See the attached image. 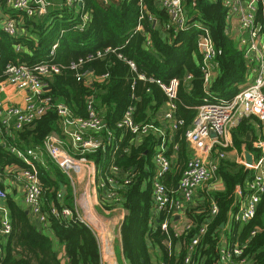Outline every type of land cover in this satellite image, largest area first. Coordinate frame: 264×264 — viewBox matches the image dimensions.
Segmentation results:
<instances>
[{"label":"trees","instance_id":"16d2710c","mask_svg":"<svg viewBox=\"0 0 264 264\" xmlns=\"http://www.w3.org/2000/svg\"><path fill=\"white\" fill-rule=\"evenodd\" d=\"M139 3L155 18L154 26L147 21L145 13L138 19ZM183 3L189 21L187 27H190L184 28L185 30L172 25L165 10L157 7L154 0H83L81 6L50 11L42 16H26L0 0V19L1 14L8 15L19 26V32L14 36L3 31L0 26V80L6 77L5 71L11 64L23 62L34 65L51 59L63 66L59 73L46 78V94L51 97L53 106L30 124L17 130L3 131L0 170L13 164L25 166L10 151V147L41 148L47 135L62 133L55 104L62 102L76 116L85 117L86 100L92 95L94 104L105 108L104 119L111 136L107 131L97 133L103 146L79 156L99 164V172L103 177L110 173L109 167L114 164L118 167L120 176L129 179L128 183L118 189V196L113 201L105 198V190L100 191L102 207L111 209L119 204L126 210L120 227V238L127 264H185L188 245L203 222H207V229L194 246L191 254L194 260L201 264H219L218 249L222 236L234 241L237 233L236 240L242 248L241 257L245 259V263L264 264V193L251 219L247 222H235L229 231L221 226L227 221L230 211L236 210V207L232 209L236 185H243L250 179L253 173L251 170L246 169L243 164L222 159L216 176L222 180L223 189L210 192L209 196L201 199V205L186 208L185 213L192 221V227L175 236L171 227L168 231L160 228L165 214L153 216L151 212V179L154 173L152 155L159 141L149 134L142 136L136 143L134 134L116 125L130 103L135 106V122L152 121L160 124L156 112L165 101V94L156 83L141 80L137 74L164 82L171 78L179 79L174 116L182 124H177L175 133L166 142V145L170 142L167 155L171 154L173 144L178 145L173 162L174 171L163 179L170 186L179 179L190 155L184 133L196 114L195 107L206 96L201 57L197 50L200 29L193 27V23H200L208 28L216 50L218 72L209 85L211 100H230L240 90V85L244 84L246 60L237 42L225 32L226 9L221 1L183 0ZM82 11L89 12L90 21H87L82 30H76L74 25L82 22ZM138 20L143 30L135 32ZM146 35L150 39V49L143 46ZM54 43L56 46L52 50ZM107 48L110 49L105 56H96L98 51L105 52ZM118 53L124 59L119 58ZM89 55L99 58L84 61L82 67L76 69L69 67L71 63L85 60ZM126 60H131L136 69L132 70ZM90 67L93 68L94 75L108 74L103 81L86 84L76 74ZM186 73L190 78L184 80ZM131 84L134 85L133 89ZM248 130L250 128L243 123L232 128L234 142ZM36 167L42 190L43 210L48 214L47 225L54 231L60 245L64 246V264H100L94 234L74 213L73 193L68 177L47 156L37 162ZM58 194H61V198ZM212 201L218 206L215 215L210 214ZM9 206L12 221L10 238L15 241L8 240L5 244V256L0 264H61L52 249V241L30 223L21 209L12 202H9ZM63 207L71 209V217H55L50 214L52 208L60 210ZM17 246H20V250L16 249ZM150 248L156 251V263L152 262Z\"/></svg>","mask_w":264,"mask_h":264},{"label":"built area","instance_id":"2783aa9c","mask_svg":"<svg viewBox=\"0 0 264 264\" xmlns=\"http://www.w3.org/2000/svg\"><path fill=\"white\" fill-rule=\"evenodd\" d=\"M8 7L17 10L26 16H42L50 11L63 8L81 6L83 0H4ZM215 1V0H214ZM226 9V25L234 28L236 34L235 41L242 50L243 56L251 72L254 73L253 79L241 88L230 100H220L211 98L204 99V102L197 107V112L193 120L191 129L185 132L189 146L194 150L193 156L187 159L184 168L177 180L176 188L168 186L163 182L167 173L171 171V159L165 154L164 130L152 124L135 122L132 115V108L124 113L123 117L117 122V126L123 130H128L132 134L146 135L152 132L160 139L153 155L154 173L151 179L152 184V207L153 216L161 213L165 214L160 222V228L168 231L171 227L175 236L181 235L192 227V221L186 218L182 229H176L175 217L185 215L186 208H190L197 189L214 177L218 170L219 159L223 158L222 152L217 153V159L212 157L215 146L227 147V135L229 129L246 116L255 115L259 120L264 121V1L263 0H220ZM161 8L169 16L170 23L178 29L187 27V18L183 0H160ZM1 28L11 36L19 32L16 20L8 15H2ZM82 22L77 26L82 29L88 16L85 11L81 13ZM153 19L152 17H150ZM200 29L197 48L200 54L201 67L203 71L204 83L211 80L212 70L210 63L213 61L216 50L210 37L209 30L200 23H193ZM56 43L52 45V50ZM19 49V46H17ZM51 50V52H53ZM96 56H101L97 53ZM89 55L85 60L80 59L77 63H71L70 68L76 69L81 63L91 60L94 57ZM63 66L55 63L51 59L41 61L34 65H27L23 62L7 66L6 77L0 80V136L3 131L9 129H20L24 125L30 124L36 118L44 114L47 109L53 106L51 97L46 94L48 91L46 78L52 74L59 73ZM78 79H84L85 73H77ZM189 78L190 75H187ZM167 96L166 107L169 111L165 112V118L172 117V110L175 108L179 79L171 78L168 82L159 79L154 80ZM7 90H19L24 92L23 103L13 104L1 97ZM4 95V94H3ZM87 116H74L69 108L64 104H55V109L61 123L65 126H74L73 131L67 133L73 145L79 150V154L95 151L103 146L97 137L90 135L84 137L83 132L92 131L99 133L110 131L106 127L105 121L98 114L92 95L87 97ZM181 121L172 123L173 127ZM211 131L215 135H211ZM61 141L54 133H50L43 140V148L48 157L71 179L72 174L78 172L82 164H87L89 160L84 156L74 157L60 147ZM261 149L257 160L251 163L244 161L246 169L251 170L252 177L246 186L236 185L235 200H237L236 210L229 213V221L247 222L254 216L256 206L264 193V141H257L255 144ZM10 151L25 162V168L20 169L16 177L23 186L24 201L29 210L38 217L39 222L45 223L47 214L43 211V199L40 181L37 174L36 162L39 161V151L37 147H26L19 149L10 147ZM41 161V159H40ZM109 174L103 177L99 168H91V181L93 191L106 189L107 199H116L118 189L129 179L118 174V167L111 165ZM73 180V179H72ZM122 182H121V181ZM120 181V182H119ZM178 191V192H177ZM7 196L6 190L0 187V201ZM60 196V194H58ZM243 201L238 205V197ZM218 206L215 202L210 203V214L215 215ZM54 216H72V211L68 207L58 210L52 208L50 211ZM207 229V222H203L197 233L192 237L188 245V254L184 257L185 264H201L194 260L192 252L194 246L198 244L200 237ZM11 231V223L8 212L0 205V235H8ZM242 248L240 245L220 243L218 249L219 264H244L245 259L241 257Z\"/></svg>","mask_w":264,"mask_h":264},{"label":"crops","instance_id":"0c3cea01","mask_svg":"<svg viewBox=\"0 0 264 264\" xmlns=\"http://www.w3.org/2000/svg\"><path fill=\"white\" fill-rule=\"evenodd\" d=\"M103 1L106 2V0H103ZM154 2H155L157 7L161 8L160 0H154ZM139 8L140 9H139L138 19H141L143 17V14L145 13L147 15V21H149L151 23V25L154 26L156 23V20L150 14V12H148L141 3H139ZM85 12L87 13L88 18L85 21L84 25L87 23V21L88 22L90 21V16H91L88 11H85ZM150 17H152L153 19H151ZM187 22H189V21L187 20ZM78 25H74V28L76 30H82V29H78V27H77ZM0 26H1V20H0ZM192 26L195 27L194 25H192ZM188 28H190V27H187L185 29H188ZM185 29H183V30H185ZM142 30H143V26L140 23V20H138V23L134 27V31L136 32V31H142ZM225 32L231 38H233L235 40L236 34L234 32V28L231 27L230 25H228V31H227L226 17H225ZM197 42H198V39H197ZM143 46L147 49H150L149 48L150 39H149L148 35H146V37H145V40L143 42ZM109 49L110 48L105 49V52L98 51L99 53H101V56H99V57L102 58L103 56H105L108 53L106 51H108ZM197 50H198V48H197ZM111 52H114V51L111 50ZM198 53H199V51H198ZM117 56L119 58H123L122 55L119 53L117 54ZM99 57H95V58H99ZM87 61H89V60H87ZM87 61H85V62H87ZM126 61L130 65L132 70L136 69L135 64L131 60H126ZM245 63H246V67H247L246 78H245L244 84L240 85V89L245 87L246 84H248L253 79V76H254V73L251 72L252 66H249L247 61ZM82 64L83 63H81L78 66V68L82 67ZM210 66H211V70H212L211 80L207 81L206 83L203 84V89L206 92V96L203 98L202 103L204 102L205 98L206 99L211 98V94L209 93V85H210L211 81L216 77L217 72H218L217 71V62L215 60V57H214L213 61H211ZM93 72L94 71H93L92 67H90L88 70H85L82 72V73L86 74L84 76L86 84H89L91 81H99V82L103 81V79H105L104 77H106L108 74V73H103L101 75H94ZM187 75H188V73L185 74L184 80L190 78V77L188 78ZM137 77L141 80H149L153 83H156L154 81L155 79L146 78L143 74H137ZM203 81H204V79H203ZM162 82H164V81H162ZM133 86L134 85L131 84V89H133ZM263 91H264V88H263ZM177 92H178V89H177ZM3 94H1V97H3V99L8 101L9 103L11 102L13 104H19V105H21L23 103V98H24V92L23 91L7 90ZM132 97H133V95H132ZM165 97H166L165 101L161 104L158 111L156 112V118L160 124H156L152 121H149L146 123L152 124L153 126H155L157 128H161L164 130V135H163L165 138V142H164L165 144L164 145H165L166 151H168V144L170 142H168L167 145H166V142L168 141V138L171 137L175 133V130L178 127V126L173 127L172 123L173 122L177 123V121H181V120L180 119L177 120L176 117L174 116V112H175L176 107L172 110V117L171 118H165L164 117L165 112L169 111V109L166 107L167 96L165 95ZM92 98H93V96H92ZM213 99H217V98H213ZM87 100H86V104H87ZM58 103L64 104L62 102H58ZM201 104H199V105H201ZM64 105L67 106L66 104H64ZM198 106L195 107L196 112H197ZM95 108H96L98 114L105 121V119H104L105 108L104 107L99 108L96 105H95ZM129 108H132V115H133L134 110H135V106L132 103H130V104H128L126 109H124V112L122 113L120 119L123 117L124 113ZM69 110L71 111V113L74 116H76L70 108H69ZM86 110H87V107H86ZM78 117H80V116H78ZM133 119H134V117H133ZM59 120H60V118H59ZM193 120H194V118H193ZM193 120H192V123L188 129H191L192 124H193ZM59 123H60L61 129H62V133L61 134L54 133V134L61 141V143H60L61 149L64 151H67L70 155H72L74 157L79 156V150L75 148V146L73 145V143L71 141L70 136L67 134V133H69V131H73L75 129L74 126L65 127L61 123V120ZM240 123H243V125L248 126L250 128V130L244 131L242 134H240L237 137V140L234 142V140L232 138V134H231V129L238 126ZM83 134H84V137H88L90 135H93V136L97 137L98 139H100L96 135L97 133H92V131H86V132H83ZM149 134L154 135L152 132H150L146 135H149ZM146 135L134 134L136 143H138L140 141L139 139L142 136H146ZM154 136L159 141L157 143V145H158L160 143V139H159V137H157V135H154ZM184 140L187 143V146L190 150V155L188 157V159H189L191 156H193L194 150L189 146V144L186 140L185 133H184ZM1 141H2V138L0 136V142ZM227 141H228L227 147L215 146L214 150L212 151V157H214L216 159H217V153L218 152H222L224 154L223 158H220L218 163L222 159H225V160L230 161V162L243 164V162L246 161V154L251 155L253 157V160H257L259 158L260 154H262V153H261V149L259 147H257L255 144L257 141H264V121L259 120L255 115H250V116H246V117L241 118L237 122L236 125H234L233 127H231L229 129V132L227 135ZM156 146L154 147L153 155L156 152ZM177 147H178L177 144H173L172 148H171L172 152L169 155H167L166 151H165V154L171 159V162H172L171 171L169 173H167L166 175H168L174 171L173 162L175 160V152H176ZM37 148L39 151V154H38L39 161L38 162H40V159L42 161L43 158H45V156L48 157V155L46 154L43 147H41V148L37 147ZM153 155H152V159H153ZM88 160H89V162L87 164L85 163V164L81 165V168L78 169V172L72 174L73 180L66 173H64L61 170L68 177L70 186L72 188L74 213H75L77 219L81 223L86 225L94 234L96 241H97V244H98L100 264H127V262L123 256L122 247H121V238H120V227H121V224L124 220L126 210L119 204H116L111 209H106V208L102 207L101 202H100V195H101L100 191H102V190L106 191V189L101 188V189H97L94 192L93 191L94 186H93V183H92L91 177H90L91 168L94 166H96L98 168L99 164H97L92 159H88ZM24 164H25V162H24ZM25 166L20 167L18 165L13 164V165H7L4 167L3 170H0V183L2 184V187L6 190V193H7L6 198L4 200L0 201V205L2 207H4L6 209V211L8 212L9 220H10V211H11L10 206H9V202H12L13 205H15L16 207L21 209L28 216L30 223L33 224L39 232L41 231L45 237H47L48 239H50L52 241V249L54 250L55 255L57 256L58 259H60L61 264H64L66 261L65 255H64V246L60 245L57 237L54 234V231L52 230V228L49 225H47V220L45 223L39 222L38 217L36 215H34L29 210V207L26 205V203L24 201L23 186L18 181L16 174L20 169L25 168ZM118 174L120 175L119 171H118ZM248 180L245 181L244 187L246 186ZM176 185H177V182L175 184H170V186H173L174 189L176 188ZM222 189H223V182L220 178L214 177V178L210 179L208 182L204 183L203 185H201L197 189V191L195 192L194 198H193L192 202L190 203V207H195L198 204H200V200L205 198L206 196H209L210 192L215 191V190H222ZM104 196H105V194H104ZM59 197L61 198V194ZM105 198H106V196H105ZM243 198H245V196ZM243 198H241V196L238 197V205L240 202L243 201ZM107 200L113 201L114 199H111V200L107 199ZM234 207L237 208L236 200L233 204L232 209ZM184 216L186 218H188L186 216V213H185V215H177L175 217V221H176L175 226H176V229H178V231H180L182 229L184 223L186 222V219ZM227 216H228L227 221L225 223L221 224V226L225 227L226 230L229 231V230H231L233 224L235 222H238V221H229V214ZM47 217H48V214H47ZM68 217H71V216H68ZM103 217H105L107 219L104 220ZM11 222L12 221L10 220V223ZM11 230H12V226H11ZM11 232L12 231H10V233L8 235H5V236L0 235V261L5 256V250H4L5 244L8 242V240H11L12 242L15 241L14 238L13 239L10 238ZM236 237H237V233L235 235L234 241H229V240H227V237L222 236L221 241H222V243L223 242L226 243L228 246H230L231 244H236V243L238 244ZM16 249L20 250V246H17ZM117 250L119 253H117ZM150 252L153 254L152 262L156 263L157 258L155 256L156 255L155 249L150 248ZM244 264H246V263H244Z\"/></svg>","mask_w":264,"mask_h":264},{"label":"water","instance_id":"95a60500","mask_svg":"<svg viewBox=\"0 0 264 264\" xmlns=\"http://www.w3.org/2000/svg\"><path fill=\"white\" fill-rule=\"evenodd\" d=\"M211 135H215L213 131H211ZM246 161L251 163L253 161V157L251 155L246 154Z\"/></svg>","mask_w":264,"mask_h":264},{"label":"rangeland","instance_id":"374dc122","mask_svg":"<svg viewBox=\"0 0 264 264\" xmlns=\"http://www.w3.org/2000/svg\"><path fill=\"white\" fill-rule=\"evenodd\" d=\"M216 173H217V172H216ZM214 177L218 178V176H216V174L214 175ZM214 177H213V178H214ZM201 204H202V201L200 200V205H201ZM188 209H189V208H188ZM105 217H106V216H105ZM105 217H103L104 220L107 219V218H105ZM117 253H119L118 250H117Z\"/></svg>","mask_w":264,"mask_h":264}]
</instances>
